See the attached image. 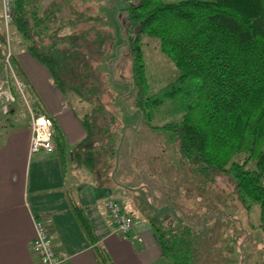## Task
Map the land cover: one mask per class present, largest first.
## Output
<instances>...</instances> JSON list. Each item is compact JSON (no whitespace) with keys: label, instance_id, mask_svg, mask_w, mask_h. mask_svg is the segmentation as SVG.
Here are the masks:
<instances>
[{"label":"trees","instance_id":"16d2710c","mask_svg":"<svg viewBox=\"0 0 264 264\" xmlns=\"http://www.w3.org/2000/svg\"><path fill=\"white\" fill-rule=\"evenodd\" d=\"M122 2L120 10L127 14L129 30L136 26L138 34L158 38L160 51L174 67L173 76L159 89L149 92L139 36L130 40L131 85L137 90L135 111H130L131 115L137 114L138 109L140 117H152L153 111L160 112L157 106H162L163 118H177L157 128L174 134L179 140L180 153L192 158L206 177L226 175L234 183V194L240 207L244 205L248 209L245 217L252 206L258 207V222L252 228L264 242V0ZM28 3L29 0H13L14 16L8 27V37L13 27L20 36L22 47L46 69L51 84L67 99L64 101L66 106L74 110L85 131L84 138L68 153L64 135L55 121L45 115L52 123L53 148L55 146L62 171L69 158L78 165L90 166L95 154L90 149L97 131L95 117L105 113L106 107L99 102L97 88L90 78L89 66L94 60L88 59L87 51L82 47L87 45L88 32L90 38L95 36L94 43L98 44L100 53L106 39L94 30L84 32L83 29L80 38L74 33L75 29L70 34L60 35L66 24L69 28L80 24L84 14L64 20L62 11L57 13L58 8L33 18L27 15ZM3 29L1 23L0 51L4 52L7 41ZM77 39L81 43L75 42ZM89 41L92 43L91 39ZM10 60L14 75L23 83L26 93L27 82L12 50ZM7 80L14 98L20 97L9 74ZM68 93L77 97L74 102L77 109ZM27 97L25 99L24 94L22 98L28 100V106L35 111L34 102ZM126 111L125 107L124 115L130 116ZM120 134L115 149L123 142ZM114 137L115 134L108 136L109 147ZM110 156L113 162L117 160L115 151ZM69 203L84 236L92 245L96 262L112 264L106 251L94 245L82 210L71 198ZM167 221L169 223L154 228L162 257L160 264H189L191 227L180 222L175 228V221Z\"/></svg>","mask_w":264,"mask_h":264},{"label":"crops","instance_id":"0c3cea01","mask_svg":"<svg viewBox=\"0 0 264 264\" xmlns=\"http://www.w3.org/2000/svg\"><path fill=\"white\" fill-rule=\"evenodd\" d=\"M72 2L29 0L27 15L34 18L58 8L57 13L62 11L63 14L65 8H71ZM10 30V42L16 43L13 53L27 82L25 94L34 102L35 111L55 121L64 135L65 150L70 153L85 136L80 120L74 110H64L62 104L67 99L51 84L46 69L22 47L19 34L13 27ZM2 55L0 51V59ZM20 56H24L23 62ZM23 102L26 114L21 113L23 107L18 96L8 113L0 114V264H38L31 249L34 220H40L47 228L53 246L64 258L63 264H98L92 245L70 206V198L87 218L94 245L106 251L112 264H160L162 257L154 228L165 224L166 219L181 216L175 214L179 212L177 206L185 203L187 209L189 203L181 193L183 190L179 192L181 204L161 201L159 184L135 178L137 170L147 176L150 168L136 163L133 139L137 131L127 133L131 140L126 142V147L122 148V142L116 148L115 162L110 153L111 147L117 145L119 132H115L111 147L108 146L110 134L107 132L103 136L98 132L99 136H93L90 146L95 152L91 165H78L69 158L62 171L55 146L50 152L30 153L28 101ZM127 161L131 163L128 165ZM119 167L121 175L114 179ZM106 198L117 200L131 216L132 228L127 238L114 231L103 206ZM162 216L165 221L157 223L154 220Z\"/></svg>","mask_w":264,"mask_h":264},{"label":"rangeland","instance_id":"374dc122","mask_svg":"<svg viewBox=\"0 0 264 264\" xmlns=\"http://www.w3.org/2000/svg\"><path fill=\"white\" fill-rule=\"evenodd\" d=\"M122 6V0H73L71 8H65L62 14L64 20L74 19L78 14H84L85 19L82 16L84 21L82 19L79 21L82 25H74L72 28L66 24L60 35L70 34L75 29L74 33L80 38L83 29L84 32L94 30L106 39L101 47L103 53H100L98 44L94 43L95 36L92 35L90 38V32L85 37L88 38L87 45L84 44L82 47L87 51L88 59L94 60V64L89 66L90 78L97 88L99 102L106 107L105 113L95 117L97 129L95 136H99L98 132L103 133V131L111 136L119 132L123 148L126 147V142L131 140L129 134L127 135L130 128L136 127L138 131L133 139L137 147H135L136 163L146 164L150 168L147 176L140 172V169L137 170L135 178L143 182L150 179L159 184L161 186L159 200H167L166 203L169 204L171 201L181 204L182 202H178L181 199L179 192L183 190L181 193H184L189 204L186 205L187 209L184 207L185 203L180 207L176 205L179 212L175 214L181 216L173 219L175 221L173 227L176 228L180 222L191 227L192 256L189 264H264V242L257 230L252 228L258 222V207L252 206L245 217L248 209L244 205L240 207L234 194V183L226 175L211 174L206 177L204 170L200 166L199 169L192 158L180 153L178 138L170 131L157 128L166 121L177 119L163 118L162 106L156 108L159 113L153 111L152 117H143L145 120L138 114V109L137 114L131 115L130 111H135L133 106L137 90L131 85L130 40L139 36V48L143 55L149 92H154L165 84L173 76L174 67L160 51L158 38L138 34L136 26L130 27L129 30L127 14L120 10ZM3 30L5 33V29ZM77 40L75 42L81 43L80 39ZM8 41L10 42V37ZM10 44L13 48L16 43L10 42ZM19 60L23 62L24 56H20ZM24 66L27 68V64ZM68 97L73 103L77 100L72 93H68ZM27 98L25 94V99ZM19 99L23 107L21 113L26 114L22 95ZM73 105L77 109L78 106L75 103ZM62 106L64 110L73 111L65 102ZM125 107L130 116L124 115ZM83 109L85 110L86 107ZM124 125L129 127L125 128ZM111 148L114 149L111 152L116 151L115 147ZM127 163L129 165L131 161ZM120 175L119 167L114 179H118ZM164 209L171 210L166 207ZM209 212H212V215H207ZM165 219L162 216L154 220L161 223Z\"/></svg>","mask_w":264,"mask_h":264},{"label":"built area","instance_id":"2783aa9c","mask_svg":"<svg viewBox=\"0 0 264 264\" xmlns=\"http://www.w3.org/2000/svg\"><path fill=\"white\" fill-rule=\"evenodd\" d=\"M0 13L5 37L8 42V27L13 21L14 9L13 0H0ZM11 48L7 43L1 60L0 68V114L6 115L14 101L10 84L7 80L9 74L20 95L24 98V85L18 81L14 75L11 65ZM26 102V100L24 99ZM28 107L29 114V151L30 153L39 150L51 151L53 149L54 131L52 123L48 117L33 111ZM103 206L111 220L114 231L122 237H126L132 228V218L125 212L121 204L112 198H106ZM34 235L31 241V249L37 258L38 264H63L64 258L60 256L53 246L48 230L40 220L33 222Z\"/></svg>","mask_w":264,"mask_h":264},{"label":"water","instance_id":"95a60500","mask_svg":"<svg viewBox=\"0 0 264 264\" xmlns=\"http://www.w3.org/2000/svg\"><path fill=\"white\" fill-rule=\"evenodd\" d=\"M124 8H126V6H124Z\"/></svg>","mask_w":264,"mask_h":264}]
</instances>
